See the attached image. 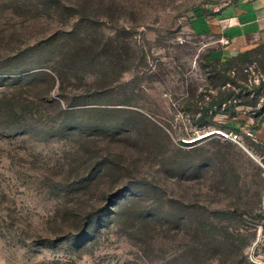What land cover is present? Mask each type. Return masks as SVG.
<instances>
[{
  "label": "rangeland",
  "instance_id": "1",
  "mask_svg": "<svg viewBox=\"0 0 264 264\" xmlns=\"http://www.w3.org/2000/svg\"><path fill=\"white\" fill-rule=\"evenodd\" d=\"M240 1L0 0V264H264V42L193 22Z\"/></svg>",
  "mask_w": 264,
  "mask_h": 264
},
{
  "label": "crops",
  "instance_id": "2",
  "mask_svg": "<svg viewBox=\"0 0 264 264\" xmlns=\"http://www.w3.org/2000/svg\"><path fill=\"white\" fill-rule=\"evenodd\" d=\"M208 19V20H207ZM200 33L215 32L219 43L224 45L226 57L244 52L253 44L264 42V0H242L236 4H228L213 17L197 16L193 22ZM255 140L264 146V119L253 131ZM264 255V253H263Z\"/></svg>",
  "mask_w": 264,
  "mask_h": 264
},
{
  "label": "trees",
  "instance_id": "3",
  "mask_svg": "<svg viewBox=\"0 0 264 264\" xmlns=\"http://www.w3.org/2000/svg\"><path fill=\"white\" fill-rule=\"evenodd\" d=\"M236 3L237 2H234L232 4H236ZM217 13H219V12H216V15H217ZM197 16L205 17L206 13H204L203 11H200L198 14H196V16L194 18H196ZM249 52L250 51L239 52V53H236L234 56H231V57H226L225 56L226 59H222L223 56L222 57H218L216 59V61L218 62V64L222 63L223 66L224 65L225 66L231 65L234 59H241L242 62H245L247 60V58H248ZM258 89L263 91V93H264V83L263 82H261L259 84ZM227 101H230V99L228 97H224L221 100H216L215 102H210L205 109L201 110V113H200L201 117L202 118L205 117L207 111L214 112V107L216 105L225 104ZM56 103L60 106V103H58V102H56ZM85 226H87L86 223H85Z\"/></svg>",
  "mask_w": 264,
  "mask_h": 264
},
{
  "label": "built area",
  "instance_id": "4",
  "mask_svg": "<svg viewBox=\"0 0 264 264\" xmlns=\"http://www.w3.org/2000/svg\"><path fill=\"white\" fill-rule=\"evenodd\" d=\"M221 42L225 45L228 44V41L227 40H221ZM249 136H252V134L250 132L247 133Z\"/></svg>",
  "mask_w": 264,
  "mask_h": 264
}]
</instances>
